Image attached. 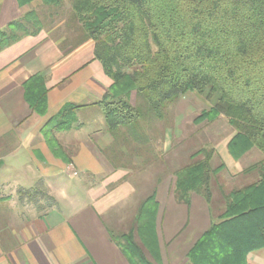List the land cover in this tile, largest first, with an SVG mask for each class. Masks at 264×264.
<instances>
[{"label":"crops","instance_id":"obj_1","mask_svg":"<svg viewBox=\"0 0 264 264\" xmlns=\"http://www.w3.org/2000/svg\"><path fill=\"white\" fill-rule=\"evenodd\" d=\"M24 11L17 0H0V28ZM93 48L41 29L0 50V264H131L119 239L133 228L152 264H190L189 251L212 222L208 201L196 191L177 198L176 172L187 159L177 165L169 137L108 130L98 103L112 79ZM34 74L46 86L43 115L25 98ZM73 106L70 126L53 127ZM150 195L156 205L139 231L136 217ZM247 258L264 264V249Z\"/></svg>","mask_w":264,"mask_h":264},{"label":"trees","instance_id":"obj_2","mask_svg":"<svg viewBox=\"0 0 264 264\" xmlns=\"http://www.w3.org/2000/svg\"><path fill=\"white\" fill-rule=\"evenodd\" d=\"M17 1L20 6L31 2ZM41 4L60 6L63 0ZM70 6L80 29L75 44L92 40L93 57L112 79L109 93L98 103L110 132L124 127L129 133H146L133 129L143 115L140 106L158 115L167 103L195 92L217 95L214 105L194 121L210 122L223 114L234 128L227 144L232 156L238 159L252 148L261 151L263 159L246 169L257 168L258 178L226 194L218 220L188 254L190 264H247L248 253L264 249V0H72ZM41 24L34 11L12 20L0 28V50L21 35L39 32ZM24 90L31 108L43 115L42 76L29 77ZM74 108L55 116L59 120L53 127L68 128ZM213 151L197 149L177 170L179 200L190 191L210 200L211 177L223 167H211ZM155 205L153 195L141 205L136 217L139 231ZM133 232L134 228L119 239L128 260L152 264Z\"/></svg>","mask_w":264,"mask_h":264},{"label":"rangeland","instance_id":"obj_3","mask_svg":"<svg viewBox=\"0 0 264 264\" xmlns=\"http://www.w3.org/2000/svg\"><path fill=\"white\" fill-rule=\"evenodd\" d=\"M71 1L63 0V4L60 6L46 7L39 0H31V2L21 5L26 10L22 16L30 11H34L41 19L42 29L52 31L54 36H65L67 43L74 42L80 35V29L79 25L72 19ZM61 12H64V14H61ZM216 98L217 95L207 97L206 94L187 92L176 100L167 103L158 115L148 111L144 104L140 106L143 115L133 127L137 133L146 132L148 134L159 135L162 139L165 136L169 137L171 140L168 142L170 149H174V151H170L171 153H169L170 155L176 153L177 165L179 166L184 162L185 165L190 162L191 158H189V155L199 148L214 149L210 160L211 167L215 168L221 164H223V167L214 172L210 180L212 196L208 201V206L212 222L218 220L219 214L224 208L223 194L228 192L229 189H238L243 185L255 181L258 178L257 168L246 169L263 159L261 151L252 148L238 159L233 156L236 165L234 168H231L224 154L229 155L225 149L230 137L233 135L234 128L228 123L227 118L221 114L210 122L203 121L198 123L194 121V117L202 110H206L214 105ZM130 101L132 103L136 102L134 94L131 95ZM122 128L119 127V129ZM46 131L50 133L48 129ZM116 132L122 133L125 131L116 130ZM160 145V155L164 158L166 157V153L163 151V140L160 141ZM166 164L169 165V161ZM67 165L66 168L76 172L72 164Z\"/></svg>","mask_w":264,"mask_h":264},{"label":"built area","instance_id":"obj_4","mask_svg":"<svg viewBox=\"0 0 264 264\" xmlns=\"http://www.w3.org/2000/svg\"><path fill=\"white\" fill-rule=\"evenodd\" d=\"M75 173H76V172H73V171H72V174H75Z\"/></svg>","mask_w":264,"mask_h":264}]
</instances>
